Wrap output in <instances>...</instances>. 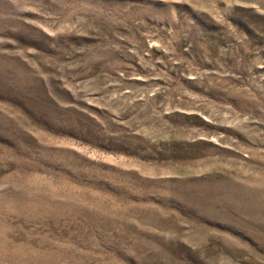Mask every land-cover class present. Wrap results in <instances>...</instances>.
Wrapping results in <instances>:
<instances>
[{
	"label": "rangeland",
	"instance_id": "obj_1",
	"mask_svg": "<svg viewBox=\"0 0 264 264\" xmlns=\"http://www.w3.org/2000/svg\"><path fill=\"white\" fill-rule=\"evenodd\" d=\"M0 264H264V0H0Z\"/></svg>",
	"mask_w": 264,
	"mask_h": 264
}]
</instances>
